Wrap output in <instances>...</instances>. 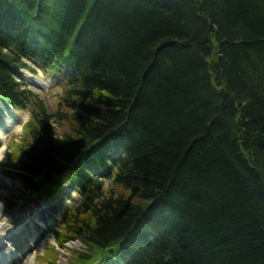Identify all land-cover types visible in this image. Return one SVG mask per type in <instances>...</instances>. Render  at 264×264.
I'll return each mask as SVG.
<instances>
[{
	"label": "trees",
	"instance_id": "obj_1",
	"mask_svg": "<svg viewBox=\"0 0 264 264\" xmlns=\"http://www.w3.org/2000/svg\"><path fill=\"white\" fill-rule=\"evenodd\" d=\"M27 60L64 73L56 111ZM3 100L30 113L23 185L82 195L73 264H264V0H0Z\"/></svg>",
	"mask_w": 264,
	"mask_h": 264
},
{
	"label": "rangeland",
	"instance_id": "obj_2",
	"mask_svg": "<svg viewBox=\"0 0 264 264\" xmlns=\"http://www.w3.org/2000/svg\"><path fill=\"white\" fill-rule=\"evenodd\" d=\"M27 62L31 68L35 69V72L33 70H31V72L27 69H22L24 74L26 71H29L32 75H27L28 78L26 77L25 82L33 91L40 95L50 110L56 111L57 108L61 107L59 103L62 100L66 90L63 80L65 77L64 73H55V69H53L51 72L49 68L43 66L42 62H34L31 60H28ZM32 77L43 80L45 85H33L31 83L33 82ZM2 106V103H0V108ZM18 110L26 112L27 117L21 123L22 130L9 136L7 141L8 161L2 163V167L7 175L19 180L17 177L15 163H17V159L22 152V148L25 147L29 142L28 126L24 127V124L29 120L30 115L26 110ZM63 110L65 115L70 117L68 119H63L61 122H54V133L58 138H61L65 133H70L71 128L76 124L74 119L75 112L65 106H63ZM70 185L71 184L69 181H65L61 187V190H56L55 187L48 186L34 194L29 192V189L21 183V185L12 190L8 196H4L3 202L5 205V213L0 218H7L14 214L25 215L30 208L34 206L39 208L42 206L44 208L42 211L43 217L46 218L47 221H52V224L47 227L45 226V228H43L41 224L46 222V219L44 222L38 221L39 226L34 230H40L41 236L35 244L31 241V239L27 241L30 247L35 249L37 243H41L46 238L45 236L48 233H52L56 239V243L54 242L55 244L51 243V241L48 242L43 251L36 256L35 264H73L74 262H77L78 255L80 253L89 251V248L81 241L78 243L77 240L74 241L70 239L67 242H63V238L66 237V233L63 231V229L69 223H67L70 217L69 215L74 211L76 205L81 199L80 194L77 192H71ZM104 187L107 195L111 193L115 195L124 194L125 196L130 197L132 200H137V197L131 191L116 185L112 179H106ZM68 193H71L72 196L67 199L66 197ZM53 205H60L61 208L59 206V210L57 211ZM50 226L53 228L51 229ZM70 243L78 244L69 245ZM31 248H29V251H31Z\"/></svg>",
	"mask_w": 264,
	"mask_h": 264
},
{
	"label": "bare ground",
	"instance_id": "obj_3",
	"mask_svg": "<svg viewBox=\"0 0 264 264\" xmlns=\"http://www.w3.org/2000/svg\"><path fill=\"white\" fill-rule=\"evenodd\" d=\"M33 81L41 86L45 85L41 79L34 77ZM26 117V112L4 104L0 108V217L5 213L4 196H8L12 190L21 185L18 179L7 175L2 167V163L8 161L7 141L11 134L22 130L21 121L25 120ZM53 206L57 211L59 210L60 205ZM43 209L42 206L39 208L34 206L25 215L14 214L7 218H0V264H35L36 256L43 251L47 243L50 241L56 243L54 235L48 233L41 243H37L34 251L25 254L30 247L27 241L31 239L35 244L41 236L40 230L34 229L39 226L38 221L44 222L46 219L43 217ZM51 222L46 219V222L42 223L41 226L45 228V226L52 224Z\"/></svg>",
	"mask_w": 264,
	"mask_h": 264
}]
</instances>
